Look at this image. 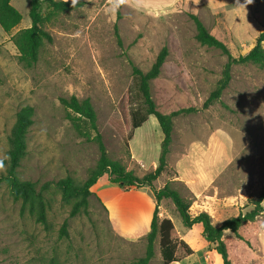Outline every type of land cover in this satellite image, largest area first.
Wrapping results in <instances>:
<instances>
[{"label": "rangeland", "instance_id": "1", "mask_svg": "<svg viewBox=\"0 0 264 264\" xmlns=\"http://www.w3.org/2000/svg\"><path fill=\"white\" fill-rule=\"evenodd\" d=\"M84 1L81 7L58 13L44 25L52 39L43 41L31 65L19 61L10 39L16 30L30 25L29 0H10L21 19L9 32L0 27V174L5 172L7 136L15 112L29 104L33 107L32 123L17 175L42 191L47 220L44 226L21 211L20 201L12 199L1 181L0 264H131L144 254L145 234L118 229L97 195L99 189L113 192L118 187L138 188L111 183L104 172L87 198L85 210L71 215L73 200H62L55 181L69 175L75 182H83L99 151L91 138L93 132L87 127H82L84 132L78 130L68 118L74 113L59 98L71 94L79 99L88 97L108 157L139 176L150 171L151 161L159 154L162 133L152 120L131 127V112L140 105L131 69L134 64L146 71L164 45L167 55L159 74L149 82L156 107L162 112L188 106L197 110L172 118L166 170L152 181L153 186L167 184L182 196H190L192 193L176 180L170 164L185 152L186 143L190 146L192 141L222 129L211 138L220 135L225 143L227 136L232 155L207 191L229 201H212V223L218 225L226 217L251 209L250 199L264 187V68L253 63L232 65L228 86L217 100L202 108L226 57L219 49L195 39V26L189 17L191 9L237 56L253 46L264 27V0H205L209 6L199 3L191 8L165 4L168 0ZM45 11L43 3L41 12ZM261 45L264 49V40ZM128 143L141 161H130ZM189 166L185 158L181 168L187 172ZM143 186L151 195L150 188ZM117 195L121 204L130 200L129 196ZM152 199L155 204L153 195ZM260 204L262 211L240 226L239 236L228 229L223 231L230 264H264V198ZM157 209L159 216L163 210L171 214L179 237L192 249L188 256L170 264H220L213 244L202 235L201 224L184 226L169 198L159 200ZM121 215L122 228L129 227L132 220L124 221L123 210ZM138 222L140 229V219ZM62 225L66 234L60 230ZM153 251L148 264H162L158 237Z\"/></svg>", "mask_w": 264, "mask_h": 264}, {"label": "trees", "instance_id": "2", "mask_svg": "<svg viewBox=\"0 0 264 264\" xmlns=\"http://www.w3.org/2000/svg\"><path fill=\"white\" fill-rule=\"evenodd\" d=\"M84 2V0H29L28 15L30 17V25L16 30L10 36L18 51L19 61L26 65L33 64L38 58L39 49L43 41H51L52 39L44 25L56 14L77 9ZM43 3L46 6L44 13L41 12ZM189 17L195 26V39L200 44L219 49L226 57L219 78L202 102L201 107L206 108L217 100L222 91L228 86L231 79L232 65L253 63L264 68V49L261 45L264 40V27L257 34L251 48L234 56L222 40L207 30L196 14L190 12ZM20 19V12L10 3V0H0V27L4 32H9L18 24ZM115 35L119 42V34L116 28ZM166 55L167 48L164 45L157 52L154 61L146 71L141 70L134 64H132L131 69L135 80L136 93L140 99V105L131 112V127L135 128L141 125L147 116L152 114L156 118L162 133L155 167L139 176L133 170L127 169L120 161L108 157L102 136L97 129L95 110L89 98L79 99L71 94L67 97H60V103L74 113V115L68 114V118L78 130L84 132L82 127H87L93 132L91 138L97 143L99 155L95 165L88 171L87 177L83 182L77 183L71 176L67 175L55 181V186L59 189L62 200H73L69 211L71 215L77 213L80 209H86L87 198L92 194L90 186L104 172H107L110 182L135 188L147 185L150 188L155 204L149 222V229L145 234V250L144 254L134 259L131 264H148L154 255L153 242L156 237H158L162 264L178 262L192 252L188 243L177 234L172 220L169 217H160L158 215V201L163 198H169L172 201L184 226L190 227L194 223H200L202 235L205 240L213 244V248L220 255L221 264H230L222 233L225 229H228L236 236H239L238 230L240 226L244 222L252 220L262 211L260 202L264 198V187L256 198L250 199L253 205L251 209L236 216L226 217L218 225H214L211 221V215L204 210L193 216L189 213V207L194 199L192 194L184 197L167 184L159 188L153 186L152 181L166 170L167 154L172 139V118L179 114L192 113L197 110L196 107L188 106L173 109L169 112H162L156 107L150 93L149 82L159 74ZM32 116L33 107L29 104L20 106L15 112L14 121L7 136L8 148L5 158V172L0 174V182L3 181L5 183L12 199L20 201L21 211L28 212V214L34 216L36 221L46 226V201L42 191L36 189L32 181L21 179L17 175V168L26 152V136L32 123ZM60 230L62 234H66L64 225H62Z\"/></svg>", "mask_w": 264, "mask_h": 264}, {"label": "crops", "instance_id": "3", "mask_svg": "<svg viewBox=\"0 0 264 264\" xmlns=\"http://www.w3.org/2000/svg\"><path fill=\"white\" fill-rule=\"evenodd\" d=\"M142 2L141 0H135ZM144 3V2H142ZM142 3H139L142 5ZM202 3L207 6V2L205 0H168V5H176V4H184L187 5L188 8H191L193 5L196 6L197 4ZM163 4V3H159ZM156 5V4H153ZM165 6V5H164ZM154 7V6H153ZM190 12H194L190 9ZM152 114H149L144 122L141 125L135 127L138 128L146 123L148 120H152L153 122H157L156 118ZM133 128V129H135ZM222 132V129H217L211 132V135L215 132ZM211 135L206 137L202 140H194L191 142L190 146H187L185 152L181 155L174 157L172 164V168L175 171V178L178 180L182 185H184L194 196V199L189 207V213L193 216L201 210H204L211 214L212 208V201L216 203H228L229 199L221 200L217 198L214 194L208 193V187L212 184V182L216 179V177L226 168L228 163L231 159V144L227 136H225V143L220 135H214L211 138ZM162 137V136H161ZM206 140L207 142H204ZM218 143H214V141ZM228 142L229 147L228 148ZM220 143V146L218 145ZM223 147H225V153L223 152ZM128 151H129V158L132 162H139V158H136V155L133 153L129 143H128ZM230 151V152H229ZM188 159L189 161V168L187 172L181 168V162L184 159ZM150 165V169L152 170L156 165V160H152ZM158 178V177H157ZM156 178V179H157ZM154 182V181H153ZM96 183V182H95ZM91 185L90 190L94 191V186ZM112 183V182H111ZM153 184V183H152ZM118 186V185H117ZM145 186H141L138 189H129L123 190L122 188H117L113 192H108L103 189H99L97 191V195L102 199L104 206L108 208L110 218L116 223L118 229H123L128 233H136L141 232V234H146L149 229V222L152 215V211L154 208V202L152 199V194L148 193V190ZM159 188V187H157ZM129 196L130 200L125 203L121 204L122 201L116 200L119 195ZM125 211L126 218L124 221H128L130 218L132 221L129 222V227L122 228L123 223L120 219L121 212ZM160 217H169L171 219V214L165 213V211L160 212ZM140 219L139 225L141 228L139 229L138 220ZM195 224V223H194ZM200 224V223H199ZM139 229V230H138ZM135 231V232H134ZM177 232V231H176ZM178 234V233H177ZM216 253V252H215ZM218 254V253H216ZM220 256V255H219ZM221 259V258H220ZM221 264V262H220Z\"/></svg>", "mask_w": 264, "mask_h": 264}]
</instances>
